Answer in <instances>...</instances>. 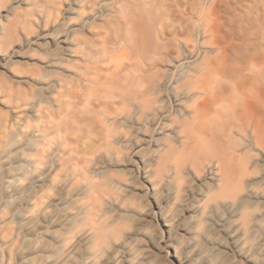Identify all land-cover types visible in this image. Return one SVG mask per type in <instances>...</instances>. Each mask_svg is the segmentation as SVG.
Wrapping results in <instances>:
<instances>
[{"label":"bare ground","instance_id":"1","mask_svg":"<svg viewBox=\"0 0 264 264\" xmlns=\"http://www.w3.org/2000/svg\"><path fill=\"white\" fill-rule=\"evenodd\" d=\"M252 2L0 0V67L37 46L45 50V66L58 73L64 55L81 53V74L96 85L93 95L99 101L90 109L93 116L79 119L87 126L85 137L97 125L111 136L107 124L115 126L120 119L136 123L138 132L149 126L146 131L154 148L148 162L143 163L136 148L133 155L143 163L140 173L154 204L161 203L158 194L166 204L179 200L184 182L180 177L187 170L202 176L201 184L208 182L205 204L238 202L242 197L238 198L235 162L247 168L249 152L264 151V1ZM34 21L43 29L30 37L28 26ZM1 80L0 90L8 94ZM67 84V78L59 77L55 86L59 106L69 94ZM18 96L24 106L34 107L29 93ZM38 107L42 115L52 110L44 99ZM96 150L94 144L85 149ZM71 161L66 159L61 169ZM12 162L11 155H0V175L14 174L18 166ZM16 180L13 176L3 180L9 192L18 191ZM251 206L239 204L246 231ZM28 212L30 207L12 209L24 221L19 228L23 233L39 229L34 219L25 218ZM50 246L40 236L23 245L19 255L25 264H54L57 260L47 262L43 257ZM117 254L114 250L100 264H116Z\"/></svg>","mask_w":264,"mask_h":264},{"label":"rangeland","instance_id":"2","mask_svg":"<svg viewBox=\"0 0 264 264\" xmlns=\"http://www.w3.org/2000/svg\"><path fill=\"white\" fill-rule=\"evenodd\" d=\"M28 28L30 37L43 29L38 21ZM24 52L0 67L2 86L9 92L0 90V155L12 156L18 169L11 177L17 178L19 186L9 192L4 181L11 177L1 173L0 264H25L19 252L40 236L51 245L43 257L47 262L57 260L54 264H100L114 250L118 251L116 264H264V151L249 150L250 168L235 162L241 188L238 198L242 197L238 202L205 204L208 182L201 184L202 176L187 170L180 177L184 181L181 198L166 204L158 194L161 203L154 204L140 173L154 148L146 131L150 127L138 132L136 123L120 119L115 126L107 124L111 136L97 125L85 137L87 126L79 119L93 116L90 109H96L99 101L93 95L96 85L81 74V53L64 55L54 73L55 67L45 66V50L34 46ZM62 76L69 81V94L59 106L55 86ZM20 92L30 94L33 108L16 98ZM40 99L49 101L50 112L40 114ZM89 144L97 146L94 153L85 151ZM135 148L143 163L133 155ZM70 157L72 161L61 169ZM239 204L252 205L248 231ZM14 207H30L25 218L34 219L39 229L19 230L24 221L13 215Z\"/></svg>","mask_w":264,"mask_h":264}]
</instances>
